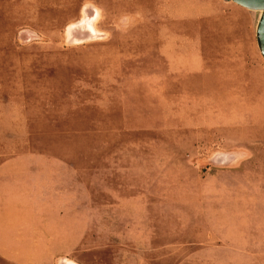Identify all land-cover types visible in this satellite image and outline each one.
Wrapping results in <instances>:
<instances>
[{"label": "rangeland", "instance_id": "374dc122", "mask_svg": "<svg viewBox=\"0 0 264 264\" xmlns=\"http://www.w3.org/2000/svg\"><path fill=\"white\" fill-rule=\"evenodd\" d=\"M259 17L0 0V264H264Z\"/></svg>", "mask_w": 264, "mask_h": 264}, {"label": "water", "instance_id": "95a60500", "mask_svg": "<svg viewBox=\"0 0 264 264\" xmlns=\"http://www.w3.org/2000/svg\"><path fill=\"white\" fill-rule=\"evenodd\" d=\"M234 4L255 12H260V17L258 19L255 36L256 43L259 51L264 59V0H230Z\"/></svg>", "mask_w": 264, "mask_h": 264}, {"label": "bare ground", "instance_id": "6f19581e", "mask_svg": "<svg viewBox=\"0 0 264 264\" xmlns=\"http://www.w3.org/2000/svg\"><path fill=\"white\" fill-rule=\"evenodd\" d=\"M230 1V0H229ZM80 29V28H79ZM78 30V29H77ZM77 30H73V29H68V31H67V37H68V39H67V41H69V42H73V41H76L75 39H77L78 37H77V34L76 35H74L75 34V31H77ZM92 32H94V31H92ZM78 34H80V35H83V38H85V39H90V38H93L94 37V35H92L91 34V32L90 33H88V32H86V33H84V32H82V31H78ZM77 37V38H76ZM85 39H83V40H85ZM258 47V46H257ZM259 49V48H258ZM260 52V51H259ZM261 54V53H260ZM262 56V55H261ZM263 58V57H262ZM264 60V59H263Z\"/></svg>", "mask_w": 264, "mask_h": 264}]
</instances>
